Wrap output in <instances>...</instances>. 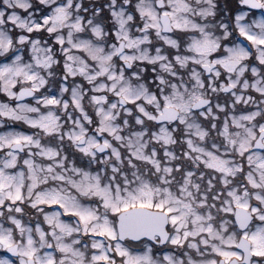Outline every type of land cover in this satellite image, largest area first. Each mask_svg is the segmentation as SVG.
<instances>
[{
	"label": "snow or ice",
	"instance_id": "obj_1",
	"mask_svg": "<svg viewBox=\"0 0 264 264\" xmlns=\"http://www.w3.org/2000/svg\"><path fill=\"white\" fill-rule=\"evenodd\" d=\"M0 264H264V0H0Z\"/></svg>",
	"mask_w": 264,
	"mask_h": 264
}]
</instances>
